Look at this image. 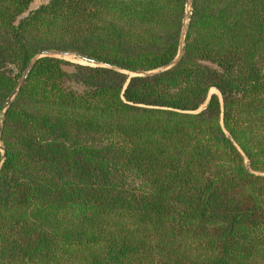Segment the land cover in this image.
Instances as JSON below:
<instances>
[{
  "label": "trees",
  "instance_id": "obj_1",
  "mask_svg": "<svg viewBox=\"0 0 264 264\" xmlns=\"http://www.w3.org/2000/svg\"><path fill=\"white\" fill-rule=\"evenodd\" d=\"M30 2L0 0V110L33 55L86 62L4 111L0 264H264V0H192L130 77L186 0Z\"/></svg>",
  "mask_w": 264,
  "mask_h": 264
},
{
  "label": "water",
  "instance_id": "obj_2",
  "mask_svg": "<svg viewBox=\"0 0 264 264\" xmlns=\"http://www.w3.org/2000/svg\"><path fill=\"white\" fill-rule=\"evenodd\" d=\"M191 1L192 0H186L185 15L183 18L181 32H180V35L178 37L177 50H176L175 56L170 61H168L167 63H165L159 67H156L154 69H150V70H146V71H126V73L129 77L135 76V75H137V76L152 75L155 73L162 72V71H164V70H166V69H168V68H170L176 64V62L180 59L181 54H182ZM42 56H53V57H59V58H64L65 56H73V57H76L77 59L81 60L82 63L86 62V59H84L83 57L78 56L74 53H69V52H57V51H52V50H44V51H41L40 53L33 55L30 58L29 62L27 63L25 70L22 72L21 77L17 80L15 87L13 88V90L11 91L9 96L6 98V100L4 101V103L1 107V110H0V132H1V128H2L5 109L7 108L8 104L10 103L12 97L16 94L20 84L24 81V79H25L28 71L30 70L31 66L33 65V63L36 61V59H38L39 57H42ZM79 63H81V62H79ZM101 65L108 66L106 64H101ZM0 148H1V146H0Z\"/></svg>",
  "mask_w": 264,
  "mask_h": 264
},
{
  "label": "rangeland",
  "instance_id": "obj_3",
  "mask_svg": "<svg viewBox=\"0 0 264 264\" xmlns=\"http://www.w3.org/2000/svg\"><path fill=\"white\" fill-rule=\"evenodd\" d=\"M46 1L47 0H31V2L29 3V5L27 7V10L33 9L36 6H38L39 4H41V3H45ZM23 14H25V12ZM64 58L67 59V60L73 61V62H81L82 63L81 60H79V59H77V58H75L73 56H65Z\"/></svg>",
  "mask_w": 264,
  "mask_h": 264
}]
</instances>
